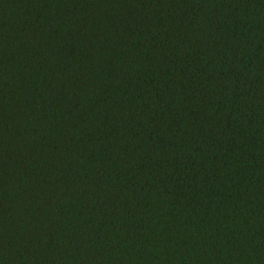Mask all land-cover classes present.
I'll return each mask as SVG.
<instances>
[{
  "label": "trees",
  "instance_id": "obj_1",
  "mask_svg": "<svg viewBox=\"0 0 264 264\" xmlns=\"http://www.w3.org/2000/svg\"><path fill=\"white\" fill-rule=\"evenodd\" d=\"M0 264H264V0H0Z\"/></svg>",
  "mask_w": 264,
  "mask_h": 264
}]
</instances>
